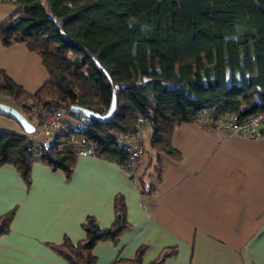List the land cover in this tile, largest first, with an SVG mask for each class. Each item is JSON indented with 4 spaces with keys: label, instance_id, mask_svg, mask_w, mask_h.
Listing matches in <instances>:
<instances>
[{
    "label": "trees",
    "instance_id": "1",
    "mask_svg": "<svg viewBox=\"0 0 264 264\" xmlns=\"http://www.w3.org/2000/svg\"><path fill=\"white\" fill-rule=\"evenodd\" d=\"M4 1L19 9L0 24L3 45L25 43L42 57L49 77L29 93L2 72L0 95L10 96L27 117L30 101L66 109L77 104L101 114L114 95L118 103L109 121L72 113L66 123L81 129L55 133L48 143L34 137L36 131L0 129V166L14 164L26 182L36 159L71 175L79 145L93 144L97 156L123 165L128 152L122 141H134L146 125L150 147L179 159L172 135L180 124L215 129L226 115L244 119L264 110V0ZM115 207L112 226L90 217L83 242L57 247L70 264H94L95 245L125 230L122 197ZM13 215L0 217V236ZM140 253L130 264L140 263Z\"/></svg>",
    "mask_w": 264,
    "mask_h": 264
},
{
    "label": "crops",
    "instance_id": "2",
    "mask_svg": "<svg viewBox=\"0 0 264 264\" xmlns=\"http://www.w3.org/2000/svg\"><path fill=\"white\" fill-rule=\"evenodd\" d=\"M18 9L0 0V24ZM2 72L29 93L49 77L37 52L0 38ZM0 129L24 132L4 115ZM136 138L145 154L133 173L97 155H78L69 176L36 159L30 182L14 164L0 166V217L14 211L0 264H70L57 247L83 242L90 217L112 226L118 196L128 225L95 245L94 264H130L140 251L139 264H264V138L183 123L172 135L179 159L150 147L148 125Z\"/></svg>",
    "mask_w": 264,
    "mask_h": 264
},
{
    "label": "built area",
    "instance_id": "3",
    "mask_svg": "<svg viewBox=\"0 0 264 264\" xmlns=\"http://www.w3.org/2000/svg\"><path fill=\"white\" fill-rule=\"evenodd\" d=\"M30 107V113L28 119L36 126L37 137H42L45 143L52 140L55 133L70 132L71 129H81V125L75 122L73 125H68L65 119L69 115L75 113L72 109H66L64 107H47L43 103L32 102L28 103ZM79 118L83 115L78 113ZM203 117L211 116V113L204 111ZM212 120V118H210ZM218 128L231 134L238 136H244L248 138H264V110L258 111L253 115L240 119L236 114H229L218 121ZM39 125V126H38ZM34 136V137H36ZM126 151L128 152V158L123 164V167L128 172H134L136 166L140 163L142 157L145 154L144 145L139 141H122ZM96 146L79 145L77 152L79 156L96 155Z\"/></svg>",
    "mask_w": 264,
    "mask_h": 264
},
{
    "label": "water",
    "instance_id": "4",
    "mask_svg": "<svg viewBox=\"0 0 264 264\" xmlns=\"http://www.w3.org/2000/svg\"><path fill=\"white\" fill-rule=\"evenodd\" d=\"M117 106V97L116 95H114L110 107L105 114H101L89 107L77 104L72 105L71 109L74 112L80 113L89 118H96L101 121H109L115 115ZM0 115L9 116L13 118L21 126L25 133L31 134L36 131V126L28 119V117H26L24 113H22V111H20L14 106L0 102Z\"/></svg>",
    "mask_w": 264,
    "mask_h": 264
},
{
    "label": "rangeland",
    "instance_id": "5",
    "mask_svg": "<svg viewBox=\"0 0 264 264\" xmlns=\"http://www.w3.org/2000/svg\"><path fill=\"white\" fill-rule=\"evenodd\" d=\"M6 100H7L10 104H12L14 107H16L17 109L21 110L19 107H17V106L15 105V103H13V101H12L11 99L7 98ZM85 117H86V116L83 115V116L81 117V119H85ZM32 123H33V122H32ZM36 137H37V136H36ZM37 138H39V137H37ZM144 148H145V147H144Z\"/></svg>",
    "mask_w": 264,
    "mask_h": 264
}]
</instances>
